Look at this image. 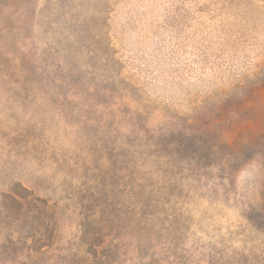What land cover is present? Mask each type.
Returning a JSON list of instances; mask_svg holds the SVG:
<instances>
[{"label": "rangeland", "instance_id": "1", "mask_svg": "<svg viewBox=\"0 0 264 264\" xmlns=\"http://www.w3.org/2000/svg\"><path fill=\"white\" fill-rule=\"evenodd\" d=\"M0 264H264V0H0Z\"/></svg>", "mask_w": 264, "mask_h": 264}]
</instances>
